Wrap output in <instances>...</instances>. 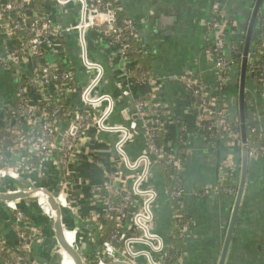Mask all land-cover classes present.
I'll list each match as a JSON object with an SVG mask.
<instances>
[{
	"label": "crops",
	"instance_id": "crops-1",
	"mask_svg": "<svg viewBox=\"0 0 264 264\" xmlns=\"http://www.w3.org/2000/svg\"><path fill=\"white\" fill-rule=\"evenodd\" d=\"M5 0H0L1 3ZM37 1V0H35ZM117 9L125 16L135 18L138 24V38L146 56L145 63L151 77L147 82H138L134 78L139 61L119 52L117 47L106 38L100 28L85 30V47L81 41V32L67 31L82 19V3L74 0L67 6L59 7L55 0H41L40 7L44 12L54 14L59 34L55 39V47L47 53L46 61L51 66L72 68L79 84L77 93L78 104H83L82 95L92 78L95 69L86 68L84 55L89 61L98 62L104 68L101 83L91 92L94 97L110 95L113 99V110L108 118L112 125L129 126L135 118L136 111L132 106L148 101L154 119L160 112L168 110L162 143L167 152L178 151L181 139L180 121L183 124L185 138V186L186 195L181 209L194 223L183 249L186 257L181 264H219L226 234L231 220L236 196L241 179L243 149L240 142L226 139L227 135L211 138L198 125L199 117L190 109V100L185 92L186 81L191 72L197 79L214 88L216 77L213 72V57L209 52L205 21L212 18V5L216 2L220 7L221 17L233 24L229 29L240 39L246 34L249 19L253 10L252 0H116ZM116 9V10H117ZM264 26V3L260 11ZM258 21V20H257ZM260 22V21H259ZM5 21L0 18V55L8 54L10 40L4 29ZM67 31V33H64ZM245 37V36H244ZM229 55L231 52H228ZM144 60H142L143 62ZM19 66L12 65L7 70L0 64V129L3 111L16 103L21 81L30 90V98L42 97L41 90H36L30 82L33 62L26 60ZM135 71V72H134ZM22 77V79H20ZM248 81V80H247ZM250 91V92H249ZM249 120L255 121L264 112V103L256 94L255 85L246 88ZM239 100V87L231 91V85L225 94L227 101L234 108L235 99ZM64 99V98H63ZM72 107L77 104L71 99H64ZM237 103V102H236ZM80 106V105H78ZM86 106V104H85ZM239 108V103H237ZM107 101L98 102L94 110L86 111L90 122L84 132L78 133L73 147L67 170L61 169L56 162L59 156L47 157L37 169L23 175L21 186L45 187L53 194L64 190L65 181L70 182L67 196L70 208L63 209L65 227L78 232V240L83 251L89 253L96 248L91 243L92 234L98 233L97 227L92 230V220L104 212L100 201V193L107 184L115 185L122 169L121 158L115 151V142L119 133L102 132L94 124V115H99L106 109ZM76 108V107H75ZM93 113V114H92ZM73 120L67 119L61 131L66 130ZM182 129V128H181ZM224 135V134H223ZM145 147L142 134L138 133L126 145L130 157L140 156ZM238 161L237 178L232 181L236 193L210 194L197 196L194 191L205 186L217 185L221 175H229L227 160ZM246 185L241 200L237 222L229 245L224 264H264V160L249 159ZM165 175L158 162L153 164L152 185L159 192V198L154 206L156 217L155 231L167 244H170V234L174 231L173 210L170 198L164 194ZM199 191V190H198ZM35 200V196L32 197ZM42 198V197H41ZM38 207L21 203L23 210L34 221H41L44 210L38 202ZM41 209V210H40ZM45 212V211H44ZM53 222L55 232L56 210L45 212ZM13 211L5 203L0 202V238L14 247L17 238L12 225ZM101 222V221H100ZM72 244L76 245L77 234L67 231ZM48 233H46L47 235ZM50 235V233H49ZM97 236V235H96ZM95 236V237H96ZM100 237H97V239ZM57 241V240H56ZM100 242V241H99ZM59 248V247H58ZM50 247L41 248L35 244L33 258L47 264H58L50 251ZM59 253V252H58ZM60 258V255L58 256ZM1 264V263H0ZM61 264V260H60Z\"/></svg>",
	"mask_w": 264,
	"mask_h": 264
},
{
	"label": "built area",
	"instance_id": "built-area-1",
	"mask_svg": "<svg viewBox=\"0 0 264 264\" xmlns=\"http://www.w3.org/2000/svg\"><path fill=\"white\" fill-rule=\"evenodd\" d=\"M55 1L59 7H62L74 0ZM78 1L82 3L83 7L82 19L76 25L69 27L67 31L78 30L81 32L83 49L85 47V30L98 27L103 35L117 47L119 52L131 58V53L143 54L140 44L137 48L132 49L131 53L127 50L129 46H132L133 39L137 40L138 38V24L135 18L131 16H125L122 22H119L116 11L112 9V6L115 9L118 8L116 0H112V2L110 0ZM35 3V0H21L19 4L13 0H5L0 6V18L5 21L4 29L9 39L12 40V36L17 33L20 34L18 41L9 44L8 54L0 55V64L9 70L12 68L11 64L19 66L23 63L22 61L26 60L34 64L36 59L37 62L31 71L30 83L36 87L37 91L40 89L42 93V97L33 101L30 98L32 93L21 81L16 103L3 111L4 116L1 120L0 129V132H3L2 135L0 134V188L5 192L4 188L5 185H8L9 179L18 181L23 175L33 173L39 166L34 161L37 156H42V161L47 160L49 155L51 158L54 155L59 156L56 162L61 168L64 166V169L67 170V163L71 159L73 147L79 137L77 134L84 132L87 125L91 123V121L86 122L89 119L86 111L94 110L98 102L107 101L106 109H103L99 115L92 116V122L102 132L119 133L115 142V151L121 158L122 169L119 172L117 184H107L101 190L99 198L103 204L104 212L101 217L98 216L92 220L91 227L94 231L97 227L99 233L102 228L100 220L107 218L115 220L116 228L110 238L103 242H101V234H92L90 242L95 244L98 240L97 237H100V242H96V248L91 252L83 251L81 246L79 247L81 251L77 247L76 249L81 254L85 264H110L119 261L131 264H167V261H172L173 264L183 263L186 257L185 250L181 249L179 252L171 253L169 251L170 244H167L164 238L155 231L154 206L159 198V192L152 185L153 164L165 159L170 168L173 183L164 188V194L167 197L182 204L186 195L185 157L182 152H167L157 141L159 131L164 130L168 110L160 112L159 118L154 119L155 110H152L148 101H143L134 105L135 115H138V118L131 121L129 126L110 124L108 118L113 110L112 97L110 95H98L96 97L91 95L92 90L101 83L104 68L98 62L89 61L86 53L83 63L86 68L95 69L96 73L90 84L83 90V97L81 98L82 101L84 100L83 104H78L79 95L77 93L81 87L79 84L73 87L76 83L74 70L67 65L65 68L51 66L46 61L47 53H50L55 47L57 48L55 39L59 34V29L56 26L54 14L44 12V10L40 13L36 10ZM220 14V7L215 2L212 5V18L204 23L207 39L210 42L209 52L213 57L216 85L214 88L206 85L194 77L195 75L191 72L187 79L190 85L186 86L185 92L189 95L190 86L194 87L190 109L198 114L199 122L197 125L210 136V147H213L215 142L212 139L222 134L224 137L225 135L229 136L225 141L226 143L228 140L239 139L240 147L243 149L241 128L232 121V115L227 111L224 99L231 82L228 77L230 68L235 64L230 55L234 50L239 49L238 44H244L245 35L237 39L238 42L237 40L230 41V36H236V33L229 30L231 28L230 22L227 19L224 21ZM263 48L264 34L260 37V43L256 44L259 54H262ZM257 60V58L252 59L253 62ZM252 68L254 69L252 72L259 71L257 83L262 88L259 91V100L264 103V66L259 68L252 65ZM150 77L148 70H142L137 81L147 82ZM60 98L71 99L77 104L76 108L74 107V119L64 131L57 127L62 109L59 106L51 105L52 100ZM41 102L44 103L43 106H39ZM18 108L23 110L27 108L28 110L21 111L19 115L17 114ZM65 115L69 117L70 113L67 112ZM204 116H207L209 120L207 126L202 125ZM250 123L251 131L253 133L259 132L263 142L260 145L246 143L248 158L264 160V112H261L260 116ZM57 132H59V136L57 141H54L52 137ZM138 133L143 135L145 147L140 156L132 158L127 152L126 145ZM180 141L186 145L184 143L185 138H181ZM233 158L230 155V160H227L229 175H221L216 186H205L200 191H194V193L197 196L219 195L222 192L236 193L235 187H223L222 185L228 179L234 181L235 177L237 178L239 162H237L238 159L235 161ZM28 177L30 180L31 176L28 175ZM70 184V182L65 181L64 190L55 194L62 209L70 208V201L67 196V189ZM15 186L13 190L8 187L11 192L6 193L13 194V191L23 192L32 188L19 184ZM112 191L119 196L120 202H117ZM0 202L5 203L13 211L12 225L17 238L14 247L0 238V263L47 264L33 258V249L38 240L35 237L36 229L32 225L31 217L21 208V203L31 205L34 202L33 198L19 202H5L3 200ZM173 214L174 228L178 231V236H174V238L185 242L193 230L194 223L190 217L186 218L187 215L179 210L174 211ZM65 230L74 231L66 227ZM122 243L124 249L119 250L117 245ZM5 255H12L13 260L5 259Z\"/></svg>",
	"mask_w": 264,
	"mask_h": 264
},
{
	"label": "trees",
	"instance_id": "trees-1",
	"mask_svg": "<svg viewBox=\"0 0 264 264\" xmlns=\"http://www.w3.org/2000/svg\"><path fill=\"white\" fill-rule=\"evenodd\" d=\"M13 1L16 2L17 4L21 3V0H13ZM110 1L112 2V0H110ZM252 1H253V3H255L256 0H252ZM40 2H41V0H37L35 4H36V10L41 13V12H43V9H41V7H40L41 6ZM112 9L116 11L117 17L119 19V22H122V19L124 18L122 13L119 10H116L113 6H112ZM229 25L231 27H233L232 23H229ZM263 34H264V26L262 24L261 16L259 14L258 21L256 23L255 30H254V33H253L252 45H251V50H250V55L251 56H250L249 61H248V78H247V80H248L247 81V88H248V85H250V84L255 85L256 94L258 96H259V91L262 90V88H260L258 86V83H257L258 77H259L258 76L259 75V71L255 70V72H252L254 70L252 68V65L253 66H258L259 68L264 66V48L262 50V54H259L258 50L256 49V44L260 43V37ZM19 36H20V34L17 33L16 35L12 36V38L16 40V39L19 38ZM244 41H245V37H244ZM238 45H239V49L234 50V52H232V54L230 55L231 59H233L234 63H235L234 66H232L230 68L231 71H230L229 76H228L229 79L231 80V82L229 84V87L231 85V91L237 90V88L239 87V83H240V67H241V63H242L241 54L243 53V50H244V44H238ZM238 45H236V46H238ZM138 46H139L138 41L133 39L132 46H129L127 48V50L130 51V53H131V50L134 49V48H137ZM131 56H132L133 59H136L140 63L139 68L134 73V78L137 79L139 77L140 72L142 70H149L147 68L146 63H145L146 56H144L143 54L137 55V54H134V53H131ZM254 58H257L258 60L256 62H253L252 59L254 60ZM142 60H144V61L142 62ZM36 62H37V60L35 59L34 64H36ZM185 84H186V86L190 85V83L187 82V81H186ZM193 90H194V87L190 86V91H189V95H188V98H189L190 101L193 100V97H192ZM246 98H248V96H246ZM221 104H222V101H221ZM43 105H44L43 102H41L39 104V106H43ZM51 105L52 106H59L62 109V112H61V114L59 116V120L57 122V127H59V129L61 130L64 122L67 119H69V118L74 119V112H75L74 111V107H72L68 102H66L64 99H61V98L60 99H56V100H52ZM26 110H28V109L25 108L23 110L22 108H18L17 114L20 115L21 111L24 112ZM234 110L236 112L234 113L235 115L231 116L232 121L234 123H236L240 127V123L241 122H240L239 108L237 107V103L236 102H235V105H234ZM67 112L70 113L69 117H67L65 115ZM246 116H247V143L249 145L250 144L260 145L263 142V140L260 137L259 132L253 133L251 131V129L249 128L251 126V123L249 121L248 102H246ZM208 123H209V120H208L207 116H204V118L202 120V125L207 126ZM181 128H183V124L180 121L179 129L181 130V132H180L181 138H183L184 133H183ZM58 133L59 132H57V134L52 137V140L57 141L58 136H59ZM0 134L2 135L3 132L1 131ZM162 138H163V131L160 130L159 133H158V137H157V141H158V144L160 146L163 145ZM178 152H182L183 156L184 157L186 156V146L181 141L179 142ZM41 157L37 156V157L34 158V161H35V163L37 165H40V163L42 161ZM158 163L161 166L162 171H163V173L165 175V177H164L165 178V184L167 186H170L173 182H172V179H171L170 168L166 164V160L165 159L159 160ZM64 168L65 167L63 166V168H61V169L63 170ZM222 185H223V187H231L232 186V182L225 181ZM198 190L200 191L201 189H197V191ZM112 192H113L115 198L117 199V202H120L118 200L119 196L116 195L114 191H112ZM170 205L172 207L173 212L176 211V210H179L180 212H182L185 215V212L181 209V204H180L179 201L171 200L170 201ZM186 218H187V216H186ZM100 221H101V224H102V228H101V231H100L101 242H103V241H105V240L110 238L111 234L114 232V230L116 228V223H115L114 219L111 220V219H107V218H102ZM170 236H171V241H170V245H169V251L171 253H174L176 251L179 252V250L183 249L184 242L182 240H180V239L174 238V236H178L177 229H174L173 233L170 234ZM117 247H118L119 250H123L124 249L123 243L122 244H118ZM4 257H5V259L13 260L12 255H5ZM1 264H4V262H1ZM167 264H173V262L172 261H167Z\"/></svg>",
	"mask_w": 264,
	"mask_h": 264
},
{
	"label": "water",
	"instance_id": "water-1",
	"mask_svg": "<svg viewBox=\"0 0 264 264\" xmlns=\"http://www.w3.org/2000/svg\"><path fill=\"white\" fill-rule=\"evenodd\" d=\"M263 3H264V0H256L253 5L254 7L252 10V14L249 19L247 31L245 34L244 50H243V53L241 54L242 63L240 67L239 100H238L239 115H240V122H241V126H240L241 138L244 144L243 155H242V166H241V179H240L239 188H238V192L236 196V202H235L233 214L229 222V227H228V231L226 234L225 243H224V247L222 250L221 259H220L219 264L225 263L229 245H230L232 235L235 229V225L237 222L239 208H240V204H241V200L243 197L246 180H247V173H248V167H249L248 166L249 164L248 149L246 146V143H247V116H246V96H247L246 94L247 93H246V88H247V78H248V61H249V55H250V50H251V45H252L253 33L255 30V26H256L261 8L263 6ZM132 108L134 107L132 106ZM134 118L135 119L138 118V115H135ZM24 192L25 194L17 197V196H14L13 194H8L4 192L3 189L0 188V199L5 202H19L27 198H32L37 193H43L44 195H46L51 201L53 207L55 208L57 212V218L55 222V237H56L58 246L61 249H64L69 254V256L71 257V259L73 260L75 264H85L79 251L71 248L65 242V231L66 230H65V223H64V213H63L61 204L58 202L53 192H51L49 189L45 187H34ZM99 241L100 239L98 238V243ZM110 264H131V263L119 261V262H113Z\"/></svg>",
	"mask_w": 264,
	"mask_h": 264
},
{
	"label": "rangeland",
	"instance_id": "rangeland-1",
	"mask_svg": "<svg viewBox=\"0 0 264 264\" xmlns=\"http://www.w3.org/2000/svg\"><path fill=\"white\" fill-rule=\"evenodd\" d=\"M230 41L231 40H237V38H236V36L234 35V36H230ZM237 42H238V40H237ZM9 44H11V42H8L7 43V47L9 46ZM231 44V43H230ZM233 45V44H232ZM6 50H8V49H6ZM249 58H250V56H249ZM252 58V57H251ZM250 92V91H249ZM235 99V101L238 103V95H237V98H234ZM33 101H36L37 99H35V98H33L32 99ZM225 106L227 107V111L231 114V115H235L234 113L236 112L235 110H234V108L233 107H231L230 106V104L226 101L225 102ZM238 107V106H237ZM250 122H252L251 120H249ZM118 126H120V125H118ZM22 128V127H21ZM236 141H239V139H235ZM240 145H241V143H239ZM49 158H51V155H49L48 156ZM241 169V168H240ZM152 173H153V169H152ZM29 178V177H28ZM27 178V179H28ZM31 178V180H32V177H30ZM23 180L24 181V179H23V176H22V178H20L18 181H15V180H13V179H9V183H8V185H5V188H4V190H5V192H11L9 189H8V187L11 189V190H13V188L14 187H16L15 185H17V184H19L20 183V180ZM29 180V179H28ZM30 180V181H31ZM28 187V186H27ZM30 187H32V188H34V187H36V186H30ZM18 191V190H17ZM15 191H13V193H14ZM42 197V195H40L39 194V197L38 196H35V200H34V202L32 203L33 204V206H39L38 205V202L40 203V206H42V208L44 209V210H41V212L43 213V214H41L42 216H43V218L41 219V221H34V220H32V225H34L35 226V229H36V231H35V237L38 239L36 242L39 244V247L41 246V248H43V246L44 247H46V246H48V247H50V251L52 252V254H53V256H54V258H55V260H56V262L58 263V264H60V258L58 257L59 256V253H58V243H57V241H56V237H55V232H54V230H53V222L48 218V216H47V214L45 213V212H49V210H47V209H45V207H44V200L41 198ZM0 201H1V199H0ZM22 208V207H21ZM22 209H24V208H22ZM45 211V212H44ZM70 230V229H69ZM74 232L77 234V239L78 240H81V239H79L78 238V232L77 231H75L74 230ZM46 233H48L47 235H46ZM49 233H50V235H49ZM35 237H33V238H35ZM76 247L77 248H79L80 247V242L78 241V243L76 244ZM137 249H140V248H137ZM79 250L81 251V249L79 248Z\"/></svg>",
	"mask_w": 264,
	"mask_h": 264
},
{
	"label": "bare ground",
	"instance_id": "bare-ground-1",
	"mask_svg": "<svg viewBox=\"0 0 264 264\" xmlns=\"http://www.w3.org/2000/svg\"><path fill=\"white\" fill-rule=\"evenodd\" d=\"M1 174V173H0ZM0 179H1V175H0ZM1 187V185H0ZM25 194V192H21V191H15L13 193L14 196H21ZM39 194L42 195V199L44 200V207L45 209L49 210V211H53L55 210V208L53 207L51 201L49 200V198L44 195L43 193H37L35 196H38L39 197ZM57 213V212H56ZM56 218H57V215H56ZM56 222V221H55ZM65 242L67 243V245H69L71 248L73 249H76V245L75 244H72L69 236L67 235V232L65 231ZM77 250V249H76ZM58 252H59V255H60V260H61V264H75L73 262V260L71 259V257L69 256V254L64 250V249H61L60 247L58 248Z\"/></svg>",
	"mask_w": 264,
	"mask_h": 264
}]
</instances>
